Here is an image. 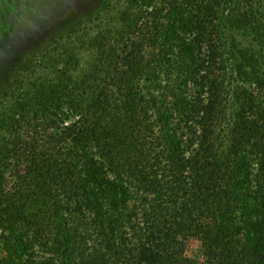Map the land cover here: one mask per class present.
<instances>
[{"label": "trees", "instance_id": "1", "mask_svg": "<svg viewBox=\"0 0 264 264\" xmlns=\"http://www.w3.org/2000/svg\"><path fill=\"white\" fill-rule=\"evenodd\" d=\"M117 3L119 27L93 32L78 79L73 53L58 52L55 78L28 61L32 75L13 80L0 264H196L193 229L204 264H264V66L247 52L225 114L227 23L255 36L264 18L251 7L227 22L224 0L98 2Z\"/></svg>", "mask_w": 264, "mask_h": 264}, {"label": "rangeland", "instance_id": "2", "mask_svg": "<svg viewBox=\"0 0 264 264\" xmlns=\"http://www.w3.org/2000/svg\"><path fill=\"white\" fill-rule=\"evenodd\" d=\"M98 2L99 0H12L11 2L0 0V27L6 25L9 30V35L0 39V67L7 65L3 69L1 78L7 77L11 81L9 85H3L0 90V110L5 111L8 109L6 107H11L13 104L11 95L18 91L13 80L32 75L27 71L30 68L27 65L28 61L34 62L33 66L37 67H32V70H37L40 76L53 78L54 70L64 67L61 60L65 57L57 59L56 53L72 52L75 63L68 67L72 77L78 79L87 70L94 57V51L87 45L93 32L105 24L108 25L109 21L110 27L118 28L117 18L120 11H123L121 3L113 4L104 10ZM224 2L222 16L227 22H232V16L243 13L251 7L258 16L264 18V0H224ZM99 14L101 17L98 16ZM258 34L251 36L247 30L237 29L231 23H227L226 38L232 51L230 66L231 73H234L228 79L229 84L225 93L227 118L235 111L233 94L237 83L233 80L238 76L235 70L242 67L241 69L248 71L240 58V53L251 54L260 66H264V29L258 31ZM15 61L18 67L12 71L8 65ZM260 71H264L263 67ZM187 237L185 255L196 264H204L202 249L204 232L193 229ZM1 254L0 250V257Z\"/></svg>", "mask_w": 264, "mask_h": 264}]
</instances>
